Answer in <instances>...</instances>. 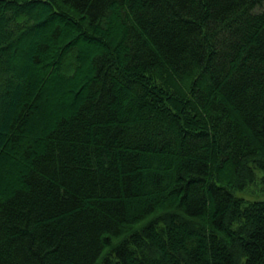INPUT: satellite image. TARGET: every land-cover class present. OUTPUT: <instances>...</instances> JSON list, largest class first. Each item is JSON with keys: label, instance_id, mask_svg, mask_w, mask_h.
<instances>
[{"label": "trees", "instance_id": "obj_1", "mask_svg": "<svg viewBox=\"0 0 264 264\" xmlns=\"http://www.w3.org/2000/svg\"><path fill=\"white\" fill-rule=\"evenodd\" d=\"M263 3L0 0V264H264Z\"/></svg>", "mask_w": 264, "mask_h": 264}, {"label": "rangeland", "instance_id": "obj_2", "mask_svg": "<svg viewBox=\"0 0 264 264\" xmlns=\"http://www.w3.org/2000/svg\"><path fill=\"white\" fill-rule=\"evenodd\" d=\"M256 12H262L264 11V3L261 7H258ZM37 39H35V42ZM262 174L259 172H256V182L255 185H249L247 186L246 190L243 193L238 194L239 197L246 199L247 201H260L264 199V185L262 184L260 178Z\"/></svg>", "mask_w": 264, "mask_h": 264}]
</instances>
